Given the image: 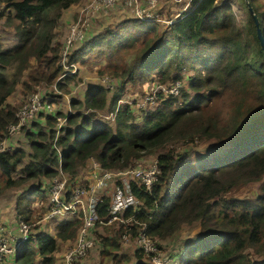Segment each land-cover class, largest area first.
Segmentation results:
<instances>
[{"label":"trees","instance_id":"1","mask_svg":"<svg viewBox=\"0 0 264 264\" xmlns=\"http://www.w3.org/2000/svg\"><path fill=\"white\" fill-rule=\"evenodd\" d=\"M81 1L0 0V19L16 39L8 45L0 40V145L8 125L17 122L22 103L10 100L16 90L24 99L37 91L44 101L57 103L61 93L37 89L55 86L67 93L68 84L79 80L77 73L64 75L63 41L56 28L63 12ZM247 1L264 40V5ZM248 16L244 27H238L229 4L191 0L185 12L162 28L155 21L125 17L84 39L70 50L66 64L100 61L98 74L117 79L118 87L108 97L103 85L88 86L83 100L72 101V106L80 107L83 101L86 111L79 108L66 115L61 135L56 136L55 117L64 116L62 111L40 116L46 128L33 121L11 141L12 150H0V190L56 174L55 138L61 169L72 177L90 157L104 168L122 169L162 149L156 155L160 173L150 190L130 181L140 201L138 209L125 212L130 224H104L96 235L102 260L151 264L150 256L138 249L120 252L122 235L133 237L139 223L157 243L184 225L198 224L199 232L184 246L178 264H264V52L249 11ZM186 71L192 74L185 88L177 94L163 92L162 85L170 82L169 88ZM154 82L160 87L145 92L154 96L153 108L138 107L135 118L131 106L118 105L125 83L143 87ZM187 89L196 94L191 96ZM105 107L114 114L113 123H94L90 109ZM21 139L30 152L15 145ZM224 139L230 140L227 150L198 165L188 161L186 150L167 148L178 141ZM250 182L259 183L254 197L233 194ZM35 192L24 190L16 200L17 218L31 225L14 264H54L59 242L74 241L81 224L78 218L61 219L54 235L33 233L39 227L33 224L47 210L42 204L35 215ZM109 201L102 196L97 202L101 218L107 217ZM32 216L35 222L30 221Z\"/></svg>","mask_w":264,"mask_h":264},{"label":"built area","instance_id":"2","mask_svg":"<svg viewBox=\"0 0 264 264\" xmlns=\"http://www.w3.org/2000/svg\"><path fill=\"white\" fill-rule=\"evenodd\" d=\"M187 1L189 6L191 0ZM117 7L123 8L140 20L156 22L160 19L159 0H144L143 2L142 0H89L80 8L76 20L70 22L68 26L60 52V62L64 68H76L75 63L66 64L67 56L77 42H82L86 38V29L91 16L98 13L108 14ZM171 22L170 20L169 23ZM180 85V82L171 85L169 88L162 85V90L165 93L175 94ZM144 98L150 106L141 104L138 106L139 108H151L155 104V98L152 94L147 93ZM21 103L16 112L17 122L8 125L7 136L1 142L0 150L2 151L12 150L11 141L16 136H22L24 128L26 130L33 121L42 118L40 117L42 115L53 113V104L44 101L43 94L37 91L28 94ZM55 115L56 113L53 114V116ZM55 118L57 120L55 132L58 136L63 132L61 128L66 125V115ZM113 118L114 114L111 112L105 116V119L111 121ZM55 139L52 142V148L56 149L54 156L58 159L57 173L53 176L41 177L39 180L35 179L31 181L30 185L34 188L39 187L47 202L45 214L36 220V223L41 224L43 222L49 227V225L55 226L63 217L69 215L77 217L81 224L73 243L63 252L61 263L81 264L96 244L95 229L98 225L119 222L125 225L130 224L131 217L125 218V212L131 208L134 210L140 207V201L132 193L130 181L136 180L150 190L158 178L160 168L156 157L149 163L136 159L133 165L122 169L104 168L94 158L90 157L86 161L92 170L90 175L86 178H78L77 175L71 177L70 174L61 169L60 148L59 145L55 144ZM102 196H107L110 199L106 218L99 216L96 207ZM30 225L22 219L17 220L19 231L17 236L12 234L9 227H0V232H2L0 235V264L3 263L9 253L16 251L21 243L28 238ZM139 225L133 237L130 233L125 232L122 238L125 241L132 239L136 249L145 256H150L149 260L153 264H174L172 258L162 256L156 240L146 233L145 225L141 223Z\"/></svg>","mask_w":264,"mask_h":264},{"label":"rangeland","instance_id":"3","mask_svg":"<svg viewBox=\"0 0 264 264\" xmlns=\"http://www.w3.org/2000/svg\"><path fill=\"white\" fill-rule=\"evenodd\" d=\"M88 1L89 0H82L79 3L77 13H76V11H74L75 17L71 20V22L76 20L80 8L85 3H87ZM143 1L144 0H142V2ZM159 2H160V4H165L167 2V0H159ZM219 2L222 4L226 3V4L230 5V8L232 10V14L234 17V23L238 27H244V25L249 21L248 8H247V5H246L244 0H243L244 4L241 2V0H219ZM259 2L262 5H264V0H260ZM187 3H188L187 0H179V1L170 2V4L168 5V8H164V11H162L163 15L162 14L160 15V13H159L160 19L156 22L160 24L161 28L163 26L169 25L170 20L172 21V20L176 19L181 14L182 11L185 12L187 10V8H188ZM0 10H1V6H0ZM122 14H125V13H119V14L114 13V14H111L107 17H95V18H93V20L95 19L94 25H97V26L103 25V29H104V28L108 27V25L110 26L112 24H115V22L119 21V20H117V18H119ZM126 16H127V14L124 15V17H126ZM129 17H135V16L132 14H129ZM3 20L0 19V39L6 40V41H9L12 43V41H13V33H12L13 30L9 27L4 26ZM61 20H60V22H61ZM111 21H114V22H111ZM59 26H60V23L58 24V26L56 28L57 33L59 32V30H58ZM67 30H68V28H67ZM66 33H67V31H66ZM66 33L65 34H59L60 37L62 38V41H64ZM78 64L80 65V63H78ZM98 66H99L98 63H95L94 61H89V64L87 66L83 67V65H82L81 69H78L79 71H81V73H80L81 77H79V80L76 83L68 84V87L70 85H72V87L76 88V91L72 92V95H70V96H69V94H67L69 91L67 93L59 92L55 88V86H52V87L40 86L39 89H37V90H45V91L49 92L51 89H53L55 92L61 93V97L56 98V100H57L56 108L60 106V108L65 110L69 104L70 107L72 108V110H74V111H76L79 108L82 111H86V108L84 107L83 101H82L81 107L77 106V105L72 106V101L77 100L80 96H82L81 100H83L84 92L88 86L94 85V84L95 85H103L104 87L108 88L107 96L110 97L112 92L119 85V82L117 79H115L109 75L98 74V72H97ZM77 68H78L77 64H76V69L72 68V67H69V68L63 67V70L65 72L64 75L74 74V73H77V75H78ZM8 73H11V70L9 68H8ZM189 74L191 75L192 71H186L183 73V77L179 81L181 85H180V87H178V92L180 91V89L182 87H184V88L186 87L187 77L189 76ZM169 85H170V82L166 83L165 86L168 87ZM157 86H159V85L155 82H154V84L150 83V85L145 84L143 87L132 86L128 83H125L124 87H123L121 103L118 105L128 104L129 106H131L133 108L134 117L136 118L138 116V114L140 113L138 110L139 105L143 104L144 106H150L145 101V98H144V96L146 95L145 92H149L151 89H153V87H155L154 88V91H155ZM187 90L191 96L196 94L194 91H192L190 89H187ZM177 93H175V94H177ZM63 96H66V97H63ZM23 99H24V97H20L18 90H16L12 94V96L10 97L11 101L20 100L22 102ZM67 99H69V101ZM70 100H72V101L70 102ZM153 107H154V105L151 108H153ZM107 109L108 108L105 107V108H101V109H93V110L90 109V110L94 112V115H95L94 119H98L100 116H103L108 112ZM37 120H39V119H37ZM42 120H43V118L40 121H42ZM28 128H30V126H28ZM24 131H25V128H24ZM18 138H20V137L16 136L14 139L17 140ZM229 141H230L229 139H224L221 141L197 140L194 143H185L184 141H178V142H173L167 148L173 147L174 149L182 151V152H184V150H186L189 153L188 161H192V163L194 165H198L199 163L203 162V160H206V159L209 160L215 155L219 156V154H223L224 151H226L228 148ZM20 144L23 146V148L26 150V152L31 151L27 141H24V139L21 140ZM160 151H162V149H157L152 153L142 155L138 159H141L142 162L149 163L150 161H152L156 157V155ZM83 168L84 167L82 166L81 168H79L78 171L82 172ZM13 176L17 177L18 175L14 174ZM1 185H2V179L0 178V187H1ZM30 185H31V183L29 181L27 184H24V185L21 184L17 187L4 188V189L0 190V195H1L0 200L2 199L1 202H5V201H9L10 203L13 201L15 202L17 200V194L21 190L23 191L24 189H27L28 186H30ZM258 185H259L258 182H250V183L244 185L243 187L237 189L236 191H234L233 194L239 198L254 197L258 191ZM110 189H111V187H110ZM40 193H41L40 191L35 192L34 193L35 198L32 199L33 203H35V204L32 203V207L34 209H36V212H37V213H35L36 216L39 214V209L42 207L41 205L44 204V207H45L47 204V202H44L45 201L44 196L42 195V193L40 195ZM34 220H36V219H35V217L32 216L30 218V221H34ZM33 225H37V223H34ZM41 225H44L43 222L41 223ZM197 225L196 224L184 225L181 228H179L174 234L169 236L167 239L160 241V243H158L159 244L158 246H160L159 249H160L162 256L169 258V259L172 258V260H173L172 262H174V264H177L181 254L183 252L184 246L188 243V241L190 239L194 238L198 234L199 229H198ZM102 226L103 225H98L96 227V235H98V233L102 232V228H101ZM72 243H73V241L72 242H59V246H58L57 251L59 253L64 252ZM97 248H98V239L96 241L94 248L89 251V253L85 257V259L83 260L82 264H111V261H107L106 259L102 260V258L99 256V251ZM136 250L137 249H136L132 239L125 241L123 238H121V251L120 252L124 251V252H129V253H135ZM259 260H261V259H259ZM135 261H136V259H133L131 264H133ZM150 263L153 264L152 262H150Z\"/></svg>","mask_w":264,"mask_h":264},{"label":"crops","instance_id":"4","mask_svg":"<svg viewBox=\"0 0 264 264\" xmlns=\"http://www.w3.org/2000/svg\"><path fill=\"white\" fill-rule=\"evenodd\" d=\"M170 2H172V1L171 0H167V2L165 4H160V8H159L160 15L161 14L163 15L162 11H164V8H168V5L170 4ZM78 6H79V4H77L75 6H71L70 8H68L67 10H65L63 12V16L61 18L62 20L60 22V26L58 27V30H59L58 34H65L66 33L68 25L70 24L71 20L75 17L74 11H76V13H77ZM183 12L184 11H182L181 14ZM114 13H118V14L119 13H125V14H122L119 18H117V20H121V19L125 18L124 15H126V14H127V16H126V18H127V17H129V14H130L128 11H125L121 7H117L115 9L111 10L108 14H102V13L94 14L93 16H91V18L89 19V22H88V26H87V29H86V40H88L89 38H92L95 34H97L98 32H100L103 29V25H101V26L94 25L95 19L93 20V18H95V17H107V16H109L111 14H114ZM114 21H111V22H114ZM56 33H57V31H56ZM15 41H16V39H15V37L13 35V41L12 42L14 43ZM1 42L3 44H5V45L11 44V42L6 41V40H1ZM80 43L81 42H77L74 45V47H76ZM78 63H80V65ZM95 63H98L99 66L101 65L100 61H95ZM76 64L78 65V68H77L78 75L77 76L81 77L80 76L81 71H79L78 69H81L82 65H83V67L87 66L89 64V62L87 63V62H85L84 59H82L81 61L75 62V66H76ZM99 66H98V68H99ZM68 88H69V92L67 94H69V96L72 95V92L76 91V88L72 87V85H70ZM40 93H42V92H40ZM63 97H66V96H63ZM81 97L82 96H80L78 99H82ZM67 100L69 101V99H67ZM71 101L72 100H70V102ZM52 104H53L52 105L53 113L52 114H48V115H53V114L57 113L58 111H62L64 115H68V114L74 112V110H72V108L70 107L69 104H68V107L65 110L60 108V106L56 108V103H54V102ZM107 114H108V112L105 115L100 116L98 119H94L93 122L95 123V122H98V121H102V119ZM41 119L42 118L39 119V122H41L42 125L46 128L47 126H45L44 120L40 121ZM21 140H23V139H21ZM20 145H21L20 143L16 144L17 147H20ZM91 171L92 170L90 169V167L88 165V162H87L84 165L83 171L82 172L79 171L76 177H78V178H86V177H88L90 175ZM25 184H27V183H25ZM24 190H26V189H24ZM21 192H22V190L17 194V197L19 196V194ZM1 201H2V199L0 200V227L1 226L9 227L11 229L12 234H14V236H17V235H19V231H18V228H17V220H18V218H17L16 212H15L16 201L15 202L13 201L11 203L9 201H5V202H1ZM70 218H75V216L69 215V216L63 217L61 219H70ZM54 232L53 233H47V230L44 227H42V226H39L37 229L33 230V233H35V234H37V233H47V234H50V235H54L55 234ZM0 235H2V232H0ZM66 242H69V241H66ZM70 242H72V241H70ZM19 249H20V247L16 251L9 253L2 264H14L15 260H16L17 253L19 252ZM62 254H63V252L59 253L57 251V253L55 254L54 264H62L61 263L62 262Z\"/></svg>","mask_w":264,"mask_h":264},{"label":"water","instance_id":"5","mask_svg":"<svg viewBox=\"0 0 264 264\" xmlns=\"http://www.w3.org/2000/svg\"><path fill=\"white\" fill-rule=\"evenodd\" d=\"M245 3L247 5L248 11H249L251 17L253 18V21H254L255 26H256L257 36L259 38V46L262 49V51L264 52V40H263L262 34L260 32V29H259V19H258L256 13L254 12L252 6H250L249 2L247 0H245Z\"/></svg>","mask_w":264,"mask_h":264},{"label":"clouds","instance_id":"6","mask_svg":"<svg viewBox=\"0 0 264 264\" xmlns=\"http://www.w3.org/2000/svg\"><path fill=\"white\" fill-rule=\"evenodd\" d=\"M86 39V38H85ZM108 89V88H107ZM121 100H119L118 101V104H120L121 102H120ZM120 102V103H119ZM75 112V111H74ZM73 113V112H72ZM108 113H110V112H108ZM94 117H95V115H94ZM94 117H93V119H94ZM43 118V117H42ZM44 119V118H43ZM105 120H108V119H105V117L102 119V121H105ZM108 121H110L111 123H113V121H111V120H108ZM86 163V162H85ZM84 167V166H83ZM79 172V171H78ZM69 174V173H68ZM78 174V173H77ZM76 174V175H77ZM75 175V176H76ZM71 176V175H70ZM72 177V176H71ZM74 177V176H73ZM25 183H23L22 185H24ZM29 189H35L36 190V192H41L42 193V191H41V189L39 188V187H36V188H34L33 186H29L28 187V189H26V190H29ZM41 193H40V195H41ZM42 195H43V193H42ZM44 196V195H43ZM44 199H45V197H44ZM45 202H46V199H45ZM33 204H35V203H33ZM46 206H47V204H46ZM46 206H45V208H46ZM75 218H77V217H75ZM19 219H21V218H19ZM18 219V220H19ZM23 220V219H22ZM25 221V220H24ZM39 226H42V227H44L46 230H47V233H53L56 229V226L57 225H55V226H51V225H49V227H50V230H49V227L47 226V225H41V224H39ZM78 231V230H77ZM95 232H96V229H95ZM55 233V232H54ZM77 235V234H76ZM28 239V238H27ZM26 239V240H27ZM25 240V241H26ZM25 241H23L22 243H21V245H20V248H21V246L23 245V243L25 242ZM20 250V249H19ZM178 264V263H177Z\"/></svg>","mask_w":264,"mask_h":264}]
</instances>
